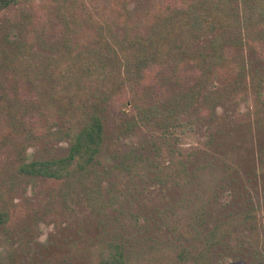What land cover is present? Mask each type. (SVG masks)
Segmentation results:
<instances>
[{
    "label": "rangeland",
    "instance_id": "rangeland-1",
    "mask_svg": "<svg viewBox=\"0 0 264 264\" xmlns=\"http://www.w3.org/2000/svg\"><path fill=\"white\" fill-rule=\"evenodd\" d=\"M253 3L35 0L0 12V264H98L109 241L126 264H264V20L251 19ZM150 39L164 71L125 77V51ZM92 61L107 73L90 75ZM91 111L103 140L86 172L19 174L21 162L65 156V133ZM168 149L179 151L174 176Z\"/></svg>",
    "mask_w": 264,
    "mask_h": 264
},
{
    "label": "trees",
    "instance_id": "trees-1",
    "mask_svg": "<svg viewBox=\"0 0 264 264\" xmlns=\"http://www.w3.org/2000/svg\"><path fill=\"white\" fill-rule=\"evenodd\" d=\"M35 0H0V12L10 6L22 5L30 7ZM181 11L185 12L189 18V26L193 30L202 28L199 13L192 2L184 1L180 6ZM250 17L253 22L264 20V0H254L251 7ZM223 55H200L195 67L207 63L209 65H219L223 60ZM122 74L129 79H141L147 73H154L158 76L164 71L163 62L160 57L159 48L154 39L137 46L131 45L123 55L121 65ZM88 72L91 74H105L107 67L104 62H90ZM134 98L132 99V101ZM72 103L76 100L72 97ZM124 105L126 103L124 102ZM174 112V111H173ZM171 112V115H173ZM177 117H171L170 122H178ZM173 123V124H174ZM172 124V125H173ZM176 125V124H175ZM174 125V126H175ZM69 146L67 154L61 158L48 160H34L30 162H21L18 165V172L21 175L32 177L40 176L52 180H63L71 176H77L87 171L94 162L96 155L100 151L103 140V125L99 114L91 111L87 114L83 124L75 129H69L65 133ZM174 150V151H173ZM168 149V163L166 172L169 175L178 174L181 169L178 166L179 160L175 157L179 153L177 149ZM9 219L8 212L0 209V226L7 223ZM223 234L222 229L215 227L208 231L201 238V249L198 252L199 260L203 263L204 252L209 247L216 244ZM189 249L182 251L185 256ZM98 264H126V257L121 243L109 241L100 247Z\"/></svg>",
    "mask_w": 264,
    "mask_h": 264
}]
</instances>
